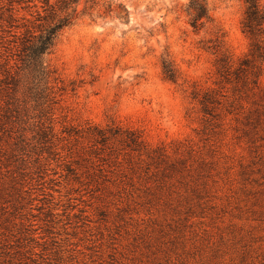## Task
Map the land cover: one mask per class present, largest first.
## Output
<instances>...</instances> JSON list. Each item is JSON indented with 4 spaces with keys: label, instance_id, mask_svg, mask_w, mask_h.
<instances>
[{
    "label": "rangeland",
    "instance_id": "obj_1",
    "mask_svg": "<svg viewBox=\"0 0 264 264\" xmlns=\"http://www.w3.org/2000/svg\"><path fill=\"white\" fill-rule=\"evenodd\" d=\"M39 1L0 0V264H264V66L214 118L192 97L221 87L207 46L248 53L243 1L204 0L194 32L190 0H80L45 56L49 114L6 72ZM94 127L141 148L95 142Z\"/></svg>",
    "mask_w": 264,
    "mask_h": 264
},
{
    "label": "trees",
    "instance_id": "obj_2",
    "mask_svg": "<svg viewBox=\"0 0 264 264\" xmlns=\"http://www.w3.org/2000/svg\"><path fill=\"white\" fill-rule=\"evenodd\" d=\"M93 5L97 4L92 0ZM244 3V13L241 21V31L249 41L248 53L236 63L232 61L223 49L221 42L214 41L207 49L212 50L216 56L215 68L219 80L216 85H220L218 91H194L193 99L198 100L203 114L210 117L217 115V108L221 105L222 99L232 98L228 101L231 106L234 101L247 95L252 90L260 87V77L264 66V6L260 0H242ZM12 2V1H11ZM19 4H33L34 0H16ZM80 0H40L39 10H35L33 22L24 24L25 34L19 38V44H15L16 54H14L20 66L18 71L7 72V78L11 84L22 82L28 91L31 100L39 107L41 112L47 104L48 111L54 104L55 96L50 86L52 72L46 62L45 56L52 50L58 35L67 27L71 26L78 18ZM36 4L25 6L23 9L30 11L36 9ZM185 12L189 18V25L194 32H199L206 23L210 22V16L204 0H190ZM22 20H25L22 18ZM25 22H27L25 20ZM162 74L164 78L172 83L178 80V72L172 62L163 59L161 62ZM226 86L228 91L222 92ZM42 108V109H40ZM120 132V133H119ZM92 138L95 142L104 143L109 139H116L124 148L137 151L141 148L142 141L138 133L133 131H120L111 127L99 129L94 127Z\"/></svg>",
    "mask_w": 264,
    "mask_h": 264
}]
</instances>
